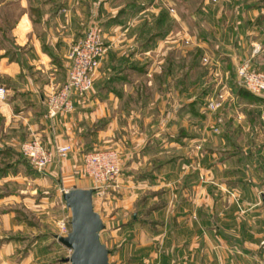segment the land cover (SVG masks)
<instances>
[{
	"label": "rangeland",
	"instance_id": "1",
	"mask_svg": "<svg viewBox=\"0 0 264 264\" xmlns=\"http://www.w3.org/2000/svg\"><path fill=\"white\" fill-rule=\"evenodd\" d=\"M144 1L146 6H162L161 14H166L165 17L170 15V21L162 24L157 31L166 32L171 25V32L161 39L158 50L153 49L146 56L142 55V59H145L141 65L145 70L131 73L133 79L130 84L136 87L140 85L139 106H146L144 109L148 114L152 113L157 120L162 114L172 111L174 129L180 131L185 128L188 133L176 142L178 145L163 146L164 149L170 147L171 151H195L192 162L180 163L173 175L170 207L174 206L177 210L182 202L184 207L181 210L186 213L188 221L193 224L197 222L198 225L202 223L209 234L201 239L203 250L195 249L201 241L195 235L180 236L179 239L171 235L165 247L173 249L175 259L178 243L191 240L188 255L190 258L194 255L196 264H210L212 259H219L223 264H263L262 256L255 251L264 245V101L238 93V86L242 85L238 81V67L248 61L251 69L264 71L253 60L256 52L252 43L256 25L259 30H255L260 31L258 36H264V28H260L264 27V0ZM126 2L115 0V4ZM73 3L72 0L68 5ZM17 4L18 1L14 0H0V24L5 25L2 23L5 17H14L19 11ZM101 9L103 6L99 2L98 17L92 21H100L103 25ZM149 17L152 18V12ZM142 18L143 14H138L130 19L135 20L137 27ZM12 19L8 17L6 21ZM103 27L107 40V30ZM6 37L7 32H2L0 41ZM200 40L209 41L202 46ZM225 50L237 55L235 69L223 57L228 55L222 54ZM108 51L109 46L106 54ZM205 55L208 60L204 58ZM217 91L224 93V105L216 110L208 109L207 102L210 97L216 96ZM256 94L264 97V93ZM137 95L135 93L133 96ZM190 101H197L198 113L190 110ZM176 105L178 109L174 110ZM111 147L120 151L124 163L121 149L117 145ZM26 159L33 171L49 179L51 186L34 181V186L43 188L34 189V198L26 210H18L20 216L26 215L27 224L11 232L23 231L24 234L14 235L10 239L13 246L8 252H0V264H71L65 260L71 249L58 240L56 234H67L61 232L63 219L71 230V210L62 196L64 189L86 179L93 183L84 167V155L78 156L74 160L75 165L68 171L58 166V160L39 171ZM185 164L191 168V182L183 180ZM119 177L124 186L120 179L104 190L94 192L105 222L101 239L111 249L110 260L118 264H157L155 259L159 255L157 247L160 240L155 228L142 220H132L134 210L138 211V219L147 217L146 212L140 211L134 203L151 189L146 188L147 191L143 192L142 188L137 190V186H129L124 169ZM43 178L39 177L38 181ZM43 195L48 196L50 202ZM134 196L136 198L130 202ZM37 197L43 199L39 201ZM185 199L191 205L185 204ZM43 203L46 205L42 206ZM125 204L128 207L124 208ZM200 207L201 210H197ZM220 225L227 233L224 238L217 231ZM41 233L47 236L34 245ZM6 239L0 236L1 243ZM45 246L48 249L45 250ZM201 253L205 254L204 260L200 258Z\"/></svg>",
	"mask_w": 264,
	"mask_h": 264
},
{
	"label": "crops",
	"instance_id": "2",
	"mask_svg": "<svg viewBox=\"0 0 264 264\" xmlns=\"http://www.w3.org/2000/svg\"><path fill=\"white\" fill-rule=\"evenodd\" d=\"M14 1H18L19 11L14 17L8 16L12 20L6 21L8 17H5L2 21L5 25L0 24V35L5 31L8 34V37L0 41V86L4 88V97L0 98V221L3 225L0 223V236L7 237L4 242H0V252L11 249L13 245L10 239L14 235L24 234L23 231H11L27 224L26 215L20 216L18 210H26L34 198V189L43 188L34 186V181H37L36 184L43 182L44 186H51L49 179L33 171L20 152L22 141L37 136L50 147L72 143L73 149L68 157L57 161L58 166L67 171L75 165L74 160L85 152L117 145L124 154L123 169L129 186L135 185L137 190L142 188L143 192L147 191L146 188L151 189L143 193L140 200L135 199L134 203L140 211L146 212L147 217L138 219V211L134 210L132 220H142L155 228L160 240L157 247L159 255H156L155 261L157 264H196L194 255L191 258L188 255L191 240L178 243L175 259L173 249L165 247L171 235H176L178 239L180 236L195 235L200 240L209 235L202 223L198 225L195 222L194 227L192 221H188L186 213L181 210L184 207L182 202L177 210L174 206L170 207L173 175L180 163L192 162L195 151L163 148L165 144L178 145L176 142L181 141L177 140L179 129H174L172 111L162 114L156 120L152 113L145 111L146 106H139L140 85L136 87L130 84L133 79L131 73H142L145 70L141 65L145 59H142V55L146 56L153 49L158 50L161 39L168 37L171 32V25L164 36L162 31H157L162 24L170 21V15L160 21L163 7L156 4L146 6L144 0H127L126 3L118 4H115V0H73L71 6L68 4L72 0ZM99 2L103 6L100 15L107 30L109 51L102 60L93 88L85 95L75 97L74 110L50 118L45 114L46 96L53 87L66 79L69 51L84 35L90 21L97 16ZM149 12H152V18ZM138 14H143V18L135 27V20L130 18ZM257 23L261 24L259 21ZM255 29H258V25L253 29L252 43L264 47V36L259 37L260 31ZM200 41L204 46L209 40ZM222 54H228L223 57L235 69L237 55L226 50ZM253 60L259 64L260 69H264L263 49L255 53ZM135 93L137 97L133 96ZM176 109L178 105L174 107ZM184 166L183 180L191 182V168L188 164ZM39 177L44 178L38 181ZM74 186L93 187V183L86 179L70 187ZM43 197L49 201L48 196ZM95 197L94 194L95 208L101 212ZM134 198L136 196L130 202ZM42 199L38 198L39 201ZM184 203L190 202L185 199ZM197 210H201V207ZM220 226L217 231L224 238L227 233L224 226ZM43 236H47L46 233L39 234L33 244L36 245ZM203 248L201 240L195 249ZM259 248L255 253L264 260V245ZM201 254L200 258L204 260L205 254ZM210 264L223 262L212 259Z\"/></svg>",
	"mask_w": 264,
	"mask_h": 264
},
{
	"label": "built area",
	"instance_id": "3",
	"mask_svg": "<svg viewBox=\"0 0 264 264\" xmlns=\"http://www.w3.org/2000/svg\"><path fill=\"white\" fill-rule=\"evenodd\" d=\"M261 49L264 51V47L255 43L254 52ZM107 50L105 29L100 21L93 20L88 25L85 35L69 51L66 80L61 85L53 87L46 97V116L51 118L74 109L75 97L83 96L93 88ZM204 58L208 60L207 55ZM238 74L239 83L255 93H264V71L251 69L250 63L245 61L239 65ZM3 97L4 88L0 86V98ZM225 99L224 93L217 91L216 96L208 100L207 108L216 110L224 105ZM72 149L73 145L70 142L50 147L37 136L30 137L20 144L22 154L39 171L45 170L55 160L67 158ZM84 167L92 178L93 187L97 192L118 181L123 169V157L120 151L113 147L93 149L84 154ZM66 226L63 219L61 232H69Z\"/></svg>",
	"mask_w": 264,
	"mask_h": 264
},
{
	"label": "water",
	"instance_id": "4",
	"mask_svg": "<svg viewBox=\"0 0 264 264\" xmlns=\"http://www.w3.org/2000/svg\"><path fill=\"white\" fill-rule=\"evenodd\" d=\"M94 187H71L63 191L71 210V230L56 234L72 252L65 258L71 264H118L110 260L111 249L101 239L105 222L94 205ZM264 201V193H263Z\"/></svg>",
	"mask_w": 264,
	"mask_h": 264
},
{
	"label": "trees",
	"instance_id": "5",
	"mask_svg": "<svg viewBox=\"0 0 264 264\" xmlns=\"http://www.w3.org/2000/svg\"><path fill=\"white\" fill-rule=\"evenodd\" d=\"M165 16H166V14H161V17H160V21H163L164 20V18H165ZM0 30H2V29H0ZM163 33H165V31H162V35H163ZM202 48V47H201ZM238 93H240V94H243V95H247V96H249V97H253V98H255V99H257V100H261V101H264V97L263 96H260V95H258V94H256V93H254L253 91H251V90H249V89H247L245 86H238ZM196 104H197V101H190L189 103H188V105H189V107H190V110L192 111V112H194V113H198L197 112V107H196ZM188 133L185 131V128H182L180 131H179V133H178V135H177V140H182V138H183V136L184 135H187Z\"/></svg>",
	"mask_w": 264,
	"mask_h": 264
}]
</instances>
